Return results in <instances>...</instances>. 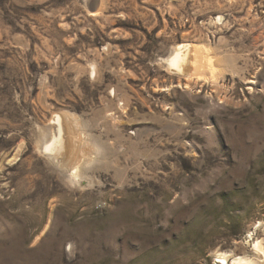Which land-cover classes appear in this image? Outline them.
Returning <instances> with one entry per match:
<instances>
[{
    "label": "rangeland",
    "instance_id": "obj_1",
    "mask_svg": "<svg viewBox=\"0 0 264 264\" xmlns=\"http://www.w3.org/2000/svg\"><path fill=\"white\" fill-rule=\"evenodd\" d=\"M181 44L216 83L170 71ZM257 242L264 0H0V264H264Z\"/></svg>",
    "mask_w": 264,
    "mask_h": 264
},
{
    "label": "bare ground",
    "instance_id": "obj_2",
    "mask_svg": "<svg viewBox=\"0 0 264 264\" xmlns=\"http://www.w3.org/2000/svg\"><path fill=\"white\" fill-rule=\"evenodd\" d=\"M98 4L99 1H94V6H98ZM219 21H222V17L219 18ZM168 63L170 71L180 77L187 78L189 81L195 79L196 81L204 80L211 83H216L226 68V63L214 56L209 48H198L192 44L179 45L168 59ZM97 74L95 67H93L92 76L96 78ZM64 118L60 114L55 115L52 122L51 138L43 146L45 154L61 164L67 161L71 152L69 132ZM254 247L257 254L264 255L262 242H257ZM219 259L220 264H263L259 260L260 258L245 256H237L232 259L227 254H221Z\"/></svg>",
    "mask_w": 264,
    "mask_h": 264
}]
</instances>
